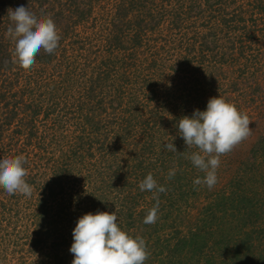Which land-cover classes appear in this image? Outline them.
Here are the masks:
<instances>
[{
	"label": "trees",
	"instance_id": "trees-1",
	"mask_svg": "<svg viewBox=\"0 0 264 264\" xmlns=\"http://www.w3.org/2000/svg\"><path fill=\"white\" fill-rule=\"evenodd\" d=\"M20 5L51 16L61 36L58 48L41 49L29 70L13 63L15 43L6 35L14 27L8 10ZM260 54L264 0H0V159L23 155L30 183L34 155L39 148L50 155L51 174L36 203L41 225L58 228L65 219L59 215L74 206L96 213L111 203L128 234L137 236L131 227H138L141 237L153 236L158 222L143 221L156 200L140 182L151 173L167 189L159 193L164 219L174 213V193L183 198L204 188L194 186L205 173L189 159L197 149L187 148L178 121L205 110L220 88L237 108L233 96L240 89L253 87L255 101L263 89ZM230 63L239 65L225 67ZM167 142L177 151L166 150ZM244 171L213 192L212 210L200 223L187 232L171 223L169 238L153 237L161 242L154 263L264 264V244L251 239L256 226L241 231L217 221L227 209L257 221L258 190L252 186L251 196L243 186ZM51 233L39 230L34 245ZM57 237L63 239L54 243V260L66 264L59 251L67 239L62 231Z\"/></svg>",
	"mask_w": 264,
	"mask_h": 264
},
{
	"label": "clouds",
	"instance_id": "clouds-1",
	"mask_svg": "<svg viewBox=\"0 0 264 264\" xmlns=\"http://www.w3.org/2000/svg\"><path fill=\"white\" fill-rule=\"evenodd\" d=\"M8 17L14 27L6 35L15 43L13 63L29 70L36 62V56L43 49L51 54L59 46L61 36L51 16H37L29 6L20 5L8 10ZM246 112L223 96L211 97L207 108L197 109L192 116H183L178 121V132L187 148H195L189 157L192 164L205 173L203 179L196 178L195 185H206L211 190L217 183V169L220 158L231 152L252 132ZM165 149L176 152L173 142L165 143ZM23 155L0 159V188L9 195L22 194L31 197L32 186L26 181L28 175ZM176 174L171 169L167 179ZM141 191H151L156 204L147 212L144 223L154 224L158 219L159 193L167 189L158 185L149 173L143 179ZM117 211L86 213L78 219L73 230V244L70 251L74 256L72 264H145L149 251L143 237H133L118 225Z\"/></svg>",
	"mask_w": 264,
	"mask_h": 264
},
{
	"label": "rangeland",
	"instance_id": "rangeland-1",
	"mask_svg": "<svg viewBox=\"0 0 264 264\" xmlns=\"http://www.w3.org/2000/svg\"><path fill=\"white\" fill-rule=\"evenodd\" d=\"M261 56V54H260ZM253 57V55H251ZM261 82L263 89L259 90L256 93V100L254 101V95H252L251 90L253 87L240 89V92H236L234 97V102L238 104L239 110L243 113L246 112L252 121L250 127L252 129L251 135L239 145H237L231 152L226 155L221 156L220 166L217 169V183L215 186L209 190L206 185H203V189H198L196 193L186 194L185 197L180 198L179 195L174 193L173 204L171 208L173 210V215L168 219L158 218L156 223L157 231L153 233V236L147 235L144 239L149 242L148 251L151 262L145 264H156V252H159L161 249V242L155 241L153 237L160 236L161 240H166L171 235V228L168 224H178L175 226L177 230L187 232L189 228L194 226L196 223H200L201 220L208 216L212 209H209V206L214 203L216 198L213 195L219 189L229 188L230 184L233 185L236 183L235 179H238L240 173L244 170L247 171L248 175L245 173V179L243 186L248 189L252 196V186L258 190V195L256 199H253L257 205V212L259 216L256 219V216L246 219V217H237L232 210H222L219 214L226 212V216L222 219H218L225 227H240L242 230H252L253 226H256L253 229L255 232L252 234L251 239L256 243L260 248L264 244V54L261 56ZM255 63V62H252ZM230 65V66H228ZM239 63L235 64H225V67L237 68ZM242 65H247L249 70L254 71L251 63H242ZM239 66V67H240ZM239 69V68H238ZM250 71V72H251ZM228 82V80H225ZM225 89V88H223ZM220 88L218 90V95H223V90ZM221 90V91H220ZM46 151H43L39 148L38 154H35L33 160L30 164L33 167L35 176V181L26 176V181L32 186L33 193L31 197L24 196L22 194L15 195H5L0 193V264H57L54 260V243L57 241H62L63 238H58L57 235L60 231L67 239L66 243L62 244L60 247L59 253L62 256L67 257L66 264H72L74 259L73 254L70 251L71 245L73 244V230L76 227L78 219L86 214L87 212L82 211L84 207L78 208V206L71 207L70 211L63 216L65 219L61 223H57L58 228L55 224H47L45 222L43 225L39 223L40 217H38L39 212L37 210V198L39 197V189L48 176L51 174V166L53 161L49 159L50 155H46ZM245 172V171H244ZM254 172H256L254 174ZM235 178V179H234ZM33 182V183H32ZM193 186V183H191ZM231 191L225 192L229 194ZM220 193V192H219ZM168 195V193H166ZM109 202L114 199V195L109 194ZM162 200V199H161ZM5 203L3 204L2 202ZM106 201V200H105ZM167 205L170 204L169 201H166ZM165 202V203H166ZM111 203H105V208L103 211L112 212L115 211V205L110 207ZM252 203L253 206H256ZM160 205L159 207H161ZM112 209V210H111ZM50 216L56 215L58 213L51 212ZM221 216V215H219ZM159 217V216H158ZM252 219V220H251ZM118 217V225L122 222ZM219 223L217 225H220ZM220 225V226H222ZM126 226V225H124ZM167 226V228H163ZM56 229L58 232L56 233ZM39 230H48L51 231V235L43 241L39 246L34 245V238L36 233ZM131 231L141 236V230L138 227H131ZM149 233V232H147ZM149 238V239H147ZM263 241V242H261ZM258 247V250H259ZM149 261V260H148Z\"/></svg>",
	"mask_w": 264,
	"mask_h": 264
}]
</instances>
